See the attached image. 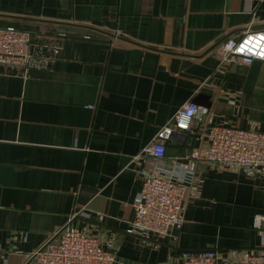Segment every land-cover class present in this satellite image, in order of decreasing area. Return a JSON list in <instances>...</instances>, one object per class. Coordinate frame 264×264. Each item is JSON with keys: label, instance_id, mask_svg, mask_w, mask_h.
Listing matches in <instances>:
<instances>
[{"label": "crops", "instance_id": "1", "mask_svg": "<svg viewBox=\"0 0 264 264\" xmlns=\"http://www.w3.org/2000/svg\"><path fill=\"white\" fill-rule=\"evenodd\" d=\"M6 26L27 31L44 58L25 75L0 66V264H26L23 253L67 223L96 235L113 264L205 251L234 264L264 248L252 225L264 176L189 156L132 159L204 88L213 92L202 118L175 133L200 137L201 156L211 124L264 132V61L231 64L208 83L223 39L264 28V0H0ZM155 163L193 173L182 227L127 233Z\"/></svg>", "mask_w": 264, "mask_h": 264}, {"label": "built area", "instance_id": "2", "mask_svg": "<svg viewBox=\"0 0 264 264\" xmlns=\"http://www.w3.org/2000/svg\"><path fill=\"white\" fill-rule=\"evenodd\" d=\"M217 54L224 70L234 63L264 61V28L247 30L237 37H226L219 43ZM43 58L39 46L33 43L27 31L14 26L0 27V66L25 75L29 69L39 66ZM199 113L200 107L193 102L182 104L169 123L158 130L154 140L132 159L139 164L142 157L164 158L166 140L176 132L192 129L196 118H202ZM204 135L206 146L202 156L196 148L187 156L203 158L221 168L239 166L247 172L264 176V132L230 124H211ZM143 175L141 190L132 203L133 217L126 232L159 237L170 229H180L186 191L194 179L192 171L169 169L155 163L151 169H145ZM97 218L102 220L104 216L98 213ZM252 225L262 233L264 245V212L254 215ZM22 256L26 264L114 263L112 250L103 247L96 235L90 234L84 226L69 223L56 230L42 246ZM178 264H218V254L216 251L188 253ZM234 264H264V248L259 252L240 253Z\"/></svg>", "mask_w": 264, "mask_h": 264}, {"label": "water", "instance_id": "3", "mask_svg": "<svg viewBox=\"0 0 264 264\" xmlns=\"http://www.w3.org/2000/svg\"><path fill=\"white\" fill-rule=\"evenodd\" d=\"M223 71L224 68L220 67V69L214 74V76L208 80V83L215 84L217 82V78L222 76ZM201 92L202 93L196 96L191 102H193L197 106H209L208 99L213 92L212 89L204 88L201 90ZM194 131L196 133L201 132V130H199L198 132L197 129H195ZM179 143L184 144V147L181 150H179L178 148ZM198 144H199L198 138L195 139V137H193V139H191V138H187L185 135L174 133L173 135H171V137L168 140H166L167 146L164 152V156L177 157V158L185 157L189 155L191 153L192 148H196Z\"/></svg>", "mask_w": 264, "mask_h": 264}]
</instances>
